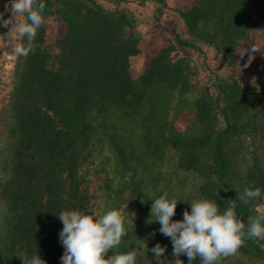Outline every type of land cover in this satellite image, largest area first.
I'll list each match as a JSON object with an SVG mask.
<instances>
[{"label": "trees", "instance_id": "16d2710c", "mask_svg": "<svg viewBox=\"0 0 264 264\" xmlns=\"http://www.w3.org/2000/svg\"><path fill=\"white\" fill-rule=\"evenodd\" d=\"M43 2L35 51L13 53L0 81V264H22L19 252L61 264L57 214L112 209L128 233L115 252L136 249L137 264H158L151 249L159 243L168 264L171 239L149 223L151 199L165 192L179 200L173 221L193 200L215 201L221 213L234 200L247 226L264 206V50L247 67L249 53L237 52L264 48V0H189L174 9L180 31L144 55L137 77V20L119 5H150L158 22L167 0ZM178 48L213 51L226 74L202 80ZM248 187L262 196L245 204L238 195ZM219 264H264V240H246Z\"/></svg>", "mask_w": 264, "mask_h": 264}, {"label": "clouds", "instance_id": "9594fccd", "mask_svg": "<svg viewBox=\"0 0 264 264\" xmlns=\"http://www.w3.org/2000/svg\"><path fill=\"white\" fill-rule=\"evenodd\" d=\"M45 7L43 0H9L5 5L11 15L3 24L8 31L0 38L12 45L17 57H27L35 51L33 41L38 29L45 23ZM23 38H26V44L16 42ZM261 50L264 48L251 45L237 54L243 58L249 53L247 67ZM261 196L259 188L248 187L238 195V199L247 204ZM151 200L149 223L158 222L161 225L160 233L170 238L173 245L172 255L175 259L168 264H184L179 258L181 255L188 258V264H193L197 257L199 264H219L223 259L237 254L246 240H264V211L249 216L246 226L245 222L237 218L234 200L228 203L223 213L215 201L193 200L190 202L191 212L185 210L183 219L177 221H173L172 217L176 214L179 200L168 199L166 192ZM57 215L63 224L59 233L64 248L61 264H137V257L142 255L136 249L124 253L114 251L128 234L124 217L117 209L108 210L102 215L84 214L79 210H64ZM131 215L134 217L135 213ZM110 250L114 254L108 256ZM165 250L159 243L151 249L158 264ZM16 257L22 264H46L39 254L29 257L19 252Z\"/></svg>", "mask_w": 264, "mask_h": 264}, {"label": "rangeland", "instance_id": "374dc122", "mask_svg": "<svg viewBox=\"0 0 264 264\" xmlns=\"http://www.w3.org/2000/svg\"><path fill=\"white\" fill-rule=\"evenodd\" d=\"M189 0H167L168 10L160 18L158 22L154 21L153 18V7L148 5L144 8H140L130 3L127 5L120 4V7H126L130 9L137 20L136 30L140 34V49L141 55L135 59L132 67L133 77H137L143 69L144 62L143 57L146 53L153 50H157L167 43V40L172 39V30L175 28L178 32L180 31V23L178 17L174 13V9H183ZM9 0H0V20L2 21V27L0 29V35L5 34L8 28L3 26L4 20H7L11 15L7 12L5 5L8 4ZM100 3L107 8H114L115 4L110 1H100ZM10 27V26H9ZM178 55L186 56L190 58L191 63L196 67L198 76L206 81L208 77L213 76L211 74L225 75L226 68L224 64L220 62L218 54L211 50L203 48L202 54H197L192 50H184L178 48ZM13 49L12 45L6 43L3 38H0V81H5V77L13 63ZM0 88H3L0 85ZM182 125L186 124L184 118L180 119ZM261 211V208H259Z\"/></svg>", "mask_w": 264, "mask_h": 264}, {"label": "water", "instance_id": "95a60500", "mask_svg": "<svg viewBox=\"0 0 264 264\" xmlns=\"http://www.w3.org/2000/svg\"><path fill=\"white\" fill-rule=\"evenodd\" d=\"M261 211H264V206L261 207Z\"/></svg>", "mask_w": 264, "mask_h": 264}]
</instances>
